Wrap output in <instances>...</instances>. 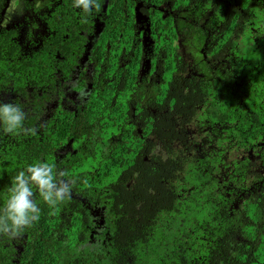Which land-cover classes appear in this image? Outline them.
<instances>
[{
	"label": "trees",
	"instance_id": "trees-1",
	"mask_svg": "<svg viewBox=\"0 0 264 264\" xmlns=\"http://www.w3.org/2000/svg\"><path fill=\"white\" fill-rule=\"evenodd\" d=\"M150 2L159 0H144L141 9ZM263 2L190 1L198 10L211 6L194 20L195 31L185 25L192 28L185 48L192 66L162 37L169 18L151 11L150 27L160 36L155 51L175 50L178 73L191 69L189 76L178 81L175 64L159 62L164 86H155L141 111H124L125 94L114 102L95 97L90 125L78 111L49 122L34 114L43 104L51 112L47 104L66 81L52 40L35 32L73 29L55 16L58 5L0 0V102L19 104L24 126L36 129L0 134V205L16 172L38 159L53 165L54 178L59 170L71 181L64 201H38L39 219L30 227L14 238L0 234V264H264ZM10 7L21 19L10 20ZM249 182L260 190L238 213L231 197ZM102 206L110 229L96 220Z\"/></svg>",
	"mask_w": 264,
	"mask_h": 264
},
{
	"label": "flooded vegetation",
	"instance_id": "flooded-vegetation-1",
	"mask_svg": "<svg viewBox=\"0 0 264 264\" xmlns=\"http://www.w3.org/2000/svg\"><path fill=\"white\" fill-rule=\"evenodd\" d=\"M143 1L97 0V7L87 14L86 20H81L80 10L72 7V0L63 2L53 0L58 5L55 7V16L64 17L73 29L54 25L50 27L51 29L38 27L35 31L36 36L45 37L47 34L49 40H52L51 50L53 62L56 61V69L67 68V73L63 74L66 81L57 93V99L47 104L51 112L48 114V107L43 104L40 114L34 113L37 119L41 116V121L49 122L54 114H58L59 119L66 120L69 113L74 115L78 111L91 125L92 113L88 110L92 104L91 100L98 97L97 100L102 101V96H108L114 102V99L121 94L126 95L123 101L125 112L141 111L146 103L145 97L151 94L155 86H164L159 62L174 63V76L178 81L182 82L183 77L189 76L191 69L187 74L178 73L180 65L177 64L176 59L180 60V58L178 56L176 58L175 50L155 51L160 36L156 29L152 30L150 27V12H157L162 19L169 18L171 30L168 36L162 37L173 48L181 47L185 55L182 57L183 60L192 66L194 60L191 51L185 50L192 44L189 41L190 33L188 34L187 31H192V28L195 31L199 22L194 20H199L197 16L202 15L211 6L208 7L203 3L205 7L202 4L198 10L196 3L189 4L192 0H159L157 4L150 2L141 9ZM128 3L132 5L131 17L128 13ZM30 5L41 6L39 2L33 1ZM11 8L8 9L7 14L10 20L21 19L19 15L9 13ZM13 10L15 13L18 12L15 8ZM114 21L120 22L118 33L111 30ZM218 26L215 27L216 30ZM107 34L112 41L106 37ZM206 44L207 42L204 45ZM203 59H205L204 55ZM208 69L204 68L205 72ZM119 107L122 108V103ZM151 112L155 113L156 110ZM47 117L48 121H46ZM129 121L133 123L131 118ZM254 184L249 182L250 186L242 191L237 188L235 195L231 197L234 209L237 203L254 198L256 192H259L260 189L255 191ZM229 208L231 213V207ZM106 211V206L96 210V220L103 224V228L110 229L111 220Z\"/></svg>",
	"mask_w": 264,
	"mask_h": 264
},
{
	"label": "clouds",
	"instance_id": "clouds-1",
	"mask_svg": "<svg viewBox=\"0 0 264 264\" xmlns=\"http://www.w3.org/2000/svg\"><path fill=\"white\" fill-rule=\"evenodd\" d=\"M72 7L80 10L81 20H86L87 14L97 7V0H72ZM25 119L26 112L19 104L0 102V134L34 135L36 129L26 128ZM64 176L63 171L57 170L54 178L53 165L39 159L18 170L0 205V234L14 238L37 221L41 211L38 201L55 206L69 197L71 181L62 179ZM239 204L233 208L238 213Z\"/></svg>",
	"mask_w": 264,
	"mask_h": 264
},
{
	"label": "rangeland",
	"instance_id": "rangeland-1",
	"mask_svg": "<svg viewBox=\"0 0 264 264\" xmlns=\"http://www.w3.org/2000/svg\"><path fill=\"white\" fill-rule=\"evenodd\" d=\"M11 8V7H10ZM9 13H11L12 15H15V14H17V15H19L18 14V12H14V10H13V8H11V11H9ZM20 13V12H19ZM258 13V12H257ZM22 15V14H21ZM10 16V15H9ZM177 237H178V235H176ZM161 247V245L159 244V248Z\"/></svg>",
	"mask_w": 264,
	"mask_h": 264
}]
</instances>
